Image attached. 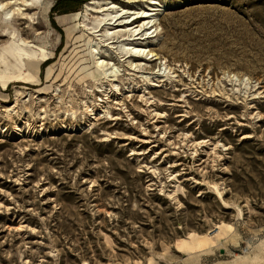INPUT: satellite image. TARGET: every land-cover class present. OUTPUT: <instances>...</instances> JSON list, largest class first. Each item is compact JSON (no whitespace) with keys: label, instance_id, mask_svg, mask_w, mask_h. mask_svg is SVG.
<instances>
[{"label":"rangeland","instance_id":"obj_1","mask_svg":"<svg viewBox=\"0 0 264 264\" xmlns=\"http://www.w3.org/2000/svg\"><path fill=\"white\" fill-rule=\"evenodd\" d=\"M57 1L23 2L38 24L0 8V264H264V0H158V34L140 41L159 56L148 71L175 72L153 94L172 103L191 76L207 92L153 105L167 113L157 120L138 100L141 77L132 100L120 84L123 118L106 115L99 99L117 91L83 78L97 12L91 0L52 12ZM221 227L213 246H177Z\"/></svg>","mask_w":264,"mask_h":264},{"label":"bare ground","instance_id":"obj_2","mask_svg":"<svg viewBox=\"0 0 264 264\" xmlns=\"http://www.w3.org/2000/svg\"><path fill=\"white\" fill-rule=\"evenodd\" d=\"M126 1V2H125ZM23 2L28 5L38 4L42 2V0H9V1H0V8L2 10H6L5 15L9 18H14L17 15H22L21 18H32L34 20L33 23H39L35 20V14L24 11L26 8L22 5ZM51 3V0H48ZM92 4V5H90ZM90 9L97 12L95 16L94 22L92 25L89 23H85V28L88 30V38L87 45L89 46L90 57L93 61V65L95 66L94 71L91 69H86L84 72L83 78H87L90 80H94L95 90L98 91H106L107 85H110L111 89L113 88L117 91L113 92L112 95L102 98L100 97V101L98 105L103 107L106 115L112 120L122 119V113L118 112L116 114H112L114 109H124V111L128 112V106L125 105V99L123 100L119 97L122 94L121 90V82L126 81L128 84V100L133 99V93L139 88V84L137 78L141 77L143 80L142 91L139 94V101L142 103V110L148 111V113L154 117V120H157L156 117H163L167 113L159 112L156 107L153 105L164 106L166 104H176L180 105L178 101H187V96L194 94H199L201 92L206 93L207 89L203 88V85L200 83L195 84L192 80L189 83H185L184 89L186 92L177 98L175 93H172L171 98L175 101L169 103L167 100L157 97L153 94L150 86L160 85V82H165L166 80H172V75L174 74V70H172V66L165 65V71L168 70L166 74L159 73L162 69L160 66L157 71H148V66L151 65V61L159 58L158 54L151 50L148 46L141 45L142 42L140 40L146 39L148 37H153L158 34V14L157 10L163 9V4L158 0H91L87 4ZM152 29V30H151ZM24 43H29V40L23 41ZM31 48H34L33 45H30ZM23 53V55L27 56L26 64L21 66V69L24 65L26 67L33 68L36 63L34 53L28 52L26 48L19 47ZM33 51V50H32ZM47 51L45 48L41 50V58L46 59L48 57ZM122 54V55H121ZM121 55V56H120ZM118 59V61H116ZM126 65L129 67L128 70L124 71V67ZM127 69V68H126ZM132 70V71H131ZM139 72H141L139 74ZM96 74H101V77H97ZM126 74H129L128 77H125ZM174 76H177L175 74ZM228 76H231L230 74ZM231 80H240L235 74H233L230 78ZM249 78L243 79V81L247 82ZM146 81V82H145ZM241 81V80H240ZM138 87V88H137ZM200 87V88H199ZM178 88L174 89L177 90ZM211 93L214 95H219L220 93L223 95L231 96L225 87L223 88H210ZM233 91L238 90L232 88ZM94 91V90H93ZM236 93V91H235ZM119 94V95H118ZM118 95V96H117ZM252 97L249 101L246 100L247 107L252 108L256 105L253 103V99L257 96L254 93H251ZM115 105V106H114ZM147 108H144V106ZM10 106L7 109L12 110L14 107ZM88 108L92 107L91 110H94L93 105L88 104ZM248 111V110H247ZM184 117L189 116V111H185L181 113ZM245 114V113H244ZM127 115L131 116L132 112ZM245 119V117H242ZM261 118V117H260ZM136 121H134L135 123ZM240 126H248L246 121H238ZM108 131H105V134ZM144 134H146L144 132ZM192 134L186 133V138L191 136ZM252 134L244 135V137H251ZM134 135H132V138ZM135 138V137H134ZM140 140L143 142H151L149 137H141ZM207 139H200L192 141L191 144L194 145L195 151H197L199 145H205ZM174 143V142H173ZM220 143L214 144V149H218ZM136 151H134L135 153ZM142 153V151H139ZM159 168L154 166L153 171L157 172ZM218 193L222 194V190L220 189V185L217 183H213L212 185ZM232 227V226H231ZM233 228V227H232ZM231 228V229H232ZM225 228L221 227L220 232L215 237H208L205 234H199L197 232H192L189 237L179 238L177 240V246L179 249L186 253H194L197 250H203L210 245L213 246L219 243L222 240V234H224ZM235 236V235H234Z\"/></svg>","mask_w":264,"mask_h":264},{"label":"trees","instance_id":"obj_3","mask_svg":"<svg viewBox=\"0 0 264 264\" xmlns=\"http://www.w3.org/2000/svg\"><path fill=\"white\" fill-rule=\"evenodd\" d=\"M84 1L86 0H58L52 7V12L66 13L76 11Z\"/></svg>","mask_w":264,"mask_h":264}]
</instances>
